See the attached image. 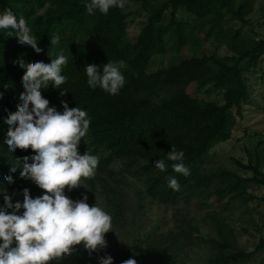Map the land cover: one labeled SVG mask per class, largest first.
Wrapping results in <instances>:
<instances>
[{
    "label": "trees",
    "instance_id": "1",
    "mask_svg": "<svg viewBox=\"0 0 264 264\" xmlns=\"http://www.w3.org/2000/svg\"><path fill=\"white\" fill-rule=\"evenodd\" d=\"M147 15L138 35L129 31L132 12L112 8L107 15L96 10L89 14L85 0H0V13L11 10L23 17L37 37L35 52L21 44L8 30H0V188L16 193L23 201V189L33 197L44 190L33 181L22 178L20 170L10 172L13 162L33 154L31 149H17L9 153L5 138L8 126L5 119L15 113L20 97L25 94L22 78L26 74L20 61L49 63L63 51L68 58L63 74L67 82L61 87L42 90L50 106L63 111L62 101L69 107L86 109L91 117L89 132L81 139L79 151L99 157V164L89 183L92 199L101 183L108 200V212L113 223L125 214V203L120 197L115 164L122 163V171L140 179L145 195L177 209L176 225L167 231L153 232L142 237L133 251L124 252L119 261L135 258L137 264H191L190 251L202 240L209 242L206 264H246L264 250V238L253 251L239 245L235 229L227 221L225 210L232 203L259 200L249 192L251 184L264 186L261 159L244 163L236 160L246 176L227 169H209L205 160L219 143L233 136L236 113L242 115L250 99L247 71L257 68L264 60V37L256 39L242 29H234L231 22L249 23L256 0H135ZM184 12L189 20L179 16ZM61 37L59 45L51 44V37ZM215 39L226 46L229 54L220 55L202 50L204 42ZM189 50L191 57H181L153 69L155 60L171 51ZM123 61L125 84L112 95L87 83L85 66ZM195 83L199 89L207 86L220 88L224 103L192 95L187 88ZM174 147L185 153L184 163L190 175L173 171L176 163L168 160ZM164 160L166 171L155 166ZM12 175L14 182L5 177ZM175 176L179 190L169 187V177ZM114 195V198L111 196ZM3 200V196L1 195ZM219 207L211 209V200ZM196 201L208 207L216 236L204 238L201 222L190 217L179 207ZM178 207V208H177ZM11 211V210H9ZM23 211V210H21ZM198 234V235H197ZM53 262V261H52ZM50 262V264H52Z\"/></svg>",
    "mask_w": 264,
    "mask_h": 264
},
{
    "label": "clouds",
    "instance_id": "2",
    "mask_svg": "<svg viewBox=\"0 0 264 264\" xmlns=\"http://www.w3.org/2000/svg\"><path fill=\"white\" fill-rule=\"evenodd\" d=\"M126 3L127 0H85L89 14L99 10L107 15L110 9L123 8ZM8 29L9 36L15 35L21 44L37 53L43 51L26 20L18 19L11 10L0 13V30ZM60 40L58 34L54 35L51 44L59 45ZM19 63L26 73L22 78L25 94L20 97L17 111L10 112L4 121L8 126L5 144L10 154L17 149H31L33 154L24 156L22 161L15 160L10 172L15 173L22 164L20 176L44 192L33 197L24 188L21 202L0 188V264H59L81 244L91 255L107 247L105 234L113 230V218L99 204L90 206L86 194L78 200L66 195V188L71 191L84 186L83 181L96 174L99 157L79 151L81 139L89 132L91 117L86 109L69 107L67 101H62L63 111H58L42 95V90L50 86L60 89L62 96L67 92L61 87L67 82L63 71L68 58L63 51L49 63ZM124 67L123 61L107 62L102 70L95 63L86 65L87 83L92 89L99 87L109 94H118L125 84ZM184 158L183 150L172 147L168 152V160L176 162L173 171L188 176L190 169ZM155 166L162 172L167 170L164 160H157ZM5 179L14 182L12 175ZM168 184L174 190L181 187L175 176L169 177ZM99 264H114V257L102 256ZM123 264H137V260L129 258Z\"/></svg>",
    "mask_w": 264,
    "mask_h": 264
},
{
    "label": "rangeland",
    "instance_id": "3",
    "mask_svg": "<svg viewBox=\"0 0 264 264\" xmlns=\"http://www.w3.org/2000/svg\"><path fill=\"white\" fill-rule=\"evenodd\" d=\"M132 12L129 18V31L133 35H138L144 26L147 15L141 4L135 0H128L127 9ZM181 19L189 20V15L182 12ZM249 23L244 24L240 21L231 22L234 29H242V32L249 34L256 39L264 37V0H256L253 12L248 16ZM215 39L204 42L202 50L213 52L216 49L220 55L229 54L226 46ZM193 53L183 50L181 53L171 51L163 57L155 60L153 69H157L170 61L178 60L183 57H191ZM245 77L250 87V99L245 102L242 115L236 113V124L233 129V136L230 140L217 144L205 160V166L209 169H227L245 173L236 164V160L249 163L251 160L256 162L261 159L264 170V60L257 68L246 72ZM188 92L194 96L224 103V93L220 88L212 85L204 89H199L195 83L187 88ZM116 177L118 180L111 181L118 184L120 197L125 203V214L121 220L113 223V230L105 234L107 247L91 255L83 245L75 246L76 250L66 256L59 264H99V258L106 255L114 257V264H123L124 261L116 260L124 252L133 251L143 236L153 232H163L176 225V208L168 207L156 199L145 195L142 181L132 174L122 171V163L115 164ZM81 185L71 191L66 188V195L74 200L82 199L83 195L88 196L89 205L99 204L105 211H109L108 200L102 189L101 183L97 182L95 189L96 201L92 199V192L89 183L83 181ZM249 192L258 197L264 196V186L251 184ZM13 195L14 201L17 194ZM114 198V195L111 194ZM217 208L219 205L214 203V198L210 202ZM3 200L0 195V205ZM190 217L196 218L201 222V234L204 238L216 236L213 229L208 207H202L196 201L179 206ZM178 208V207H177ZM227 221L235 229L238 242L241 248L253 251L264 238V203L259 200L239 201L232 203L224 212ZM197 234V235H198ZM190 251L192 257L191 264H206L209 242L202 240ZM52 264H57L53 261ZM246 264H264V250L259 252L251 261Z\"/></svg>",
    "mask_w": 264,
    "mask_h": 264
}]
</instances>
